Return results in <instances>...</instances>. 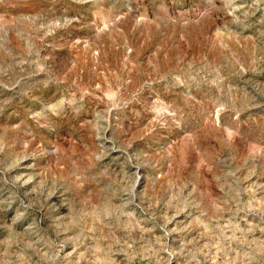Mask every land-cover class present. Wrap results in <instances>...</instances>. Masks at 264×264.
<instances>
[{
	"label": "rangeland",
	"instance_id": "374dc122",
	"mask_svg": "<svg viewBox=\"0 0 264 264\" xmlns=\"http://www.w3.org/2000/svg\"><path fill=\"white\" fill-rule=\"evenodd\" d=\"M0 264H264V0H0Z\"/></svg>",
	"mask_w": 264,
	"mask_h": 264
}]
</instances>
